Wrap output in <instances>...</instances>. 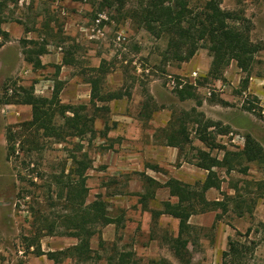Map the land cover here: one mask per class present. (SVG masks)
Wrapping results in <instances>:
<instances>
[{"label":"rangeland","instance_id":"rangeland-1","mask_svg":"<svg viewBox=\"0 0 264 264\" xmlns=\"http://www.w3.org/2000/svg\"><path fill=\"white\" fill-rule=\"evenodd\" d=\"M208 1L188 0L194 10H201ZM217 1L222 10L246 18L251 24V40L264 44V0ZM141 2L124 0L123 6H110L104 0H0V4H4L0 16L6 20L5 25L18 30L14 41L19 47L22 48L23 42H47L51 52L73 59V65L64 76L70 83L63 91L67 99L63 104H89L92 90L89 93L86 82L92 76L102 79L101 73L90 71L100 65L106 71L100 83V95L116 93L122 96L114 100L117 103L121 101L118 108L114 104L111 107V101L96 102L98 109L91 108L96 115L95 122L101 128L93 138H70L56 143L40 134L35 138L41 147L39 151L28 154L17 150L8 158L7 136L14 138L16 148L20 147L25 133L23 124L30 118L25 117L26 111L19 117L14 114L9 117L7 109L2 112L4 105L0 103V264H54L34 257L36 250L28 248V240L34 236L32 225L36 211L47 210L44 186L50 181L51 174L60 171L71 154H77L76 144H81L92 160L87 173L88 201L101 193L108 203L110 215L122 216L116 229L109 231L111 240L106 239L100 247L97 238L92 239L91 248L100 258L95 264H108L110 256L124 251L132 252L137 264H180L165 240L177 234L176 222L168 217L152 220L149 213L138 212L137 198L128 194L141 189L139 176L136 171L112 176L108 166L102 163L107 155L118 152L120 148L128 150L133 146L129 142L134 140H139L142 152L146 147L143 143L150 136L156 145L164 144L163 130L171 119L182 117L184 113L190 116L201 114L200 118L220 124L219 128H229L223 134L217 133L218 127L210 130L216 143L228 150L242 148L234 137L240 136L245 142L247 135L264 149V50L257 54L249 74L240 71L236 63L230 61L217 79L208 78L212 58L206 49H200L186 63H173L164 58L166 38H154L148 34L135 17ZM99 15H102L99 24L103 32L101 36L92 31ZM19 70L13 74L0 72V102L6 88L13 90L18 86L29 87L37 82L43 84L55 80L51 75L52 69H49L50 73L41 69L34 72L36 76L25 77H18ZM185 84L195 88L196 98L181 102L174 90ZM147 103L146 107L144 104ZM124 104V115L130 118L126 128L114 121ZM191 110L195 113H190ZM104 126L109 128L106 132L108 137L103 135ZM194 128L193 124H187L191 146L203 148L194 138ZM27 148L29 146L24 147L25 150ZM212 155L221 157L217 151ZM145 162L137 163L141 167ZM184 164L175 162L173 166L177 169L183 167L179 176L185 183L193 184L205 177L204 171ZM247 167L245 175L235 171L228 175L221 172L224 180L221 192L230 193L232 184L241 189L246 186L249 192H254L255 184L264 177V166L249 164ZM31 181L40 187L30 185ZM115 195L119 197L116 199ZM217 216L215 227L197 231L195 243L185 244L190 255L189 264H222V253L228 249L229 241L238 242L241 247L238 257L227 258L228 264H264V198L256 199L252 215L237 217L231 211L226 214L218 212ZM36 242L46 251L48 247L54 250L66 248L70 239L47 236ZM58 264L73 262L63 259Z\"/></svg>","mask_w":264,"mask_h":264},{"label":"trees","instance_id":"trees-1","mask_svg":"<svg viewBox=\"0 0 264 264\" xmlns=\"http://www.w3.org/2000/svg\"><path fill=\"white\" fill-rule=\"evenodd\" d=\"M104 1L110 6L124 4V0ZM3 6L4 4H0V12ZM219 6V1L209 0L201 10H194L190 7L188 0H142L135 17L148 34L154 38H166L163 55L167 61L186 63L200 49H206L212 58L208 78L217 79L230 61H234L240 71L249 74L257 54L264 50V44L251 40V24L246 18L238 13L224 11ZM4 23L6 20L0 16V47L8 41V34L2 30ZM46 45L47 42H23L22 51L25 61L31 63L34 69L41 68L38 57L47 53ZM73 63L71 57L63 56V65L72 66ZM90 71L101 73L102 79L105 78L106 71L101 65ZM102 79L100 76H92L87 80L86 83L92 90L89 104H61L59 93L62 82L60 81H56L50 98L34 96L32 87L19 88L12 95L3 96L1 104H20L31 107V119L23 124L25 133L22 134L20 147L16 148L14 138L7 136V158L18 151L28 154L39 151L41 147L35 138L40 134L42 138L56 143H63L70 138L82 139L87 136L93 138L96 134L94 129L96 115L94 111L91 112V108L95 107L96 102H109L122 97L121 94L116 93L101 96ZM246 87L247 81L244 82V88ZM174 94L181 102L196 98L195 88L188 84L175 88ZM97 96L98 99L95 100ZM144 105L147 107L148 103ZM247 111L250 109L248 108ZM190 113H195V110H191ZM195 116L184 113L182 117L171 119L163 130L164 146L177 148L180 157L186 153L184 162L206 171L207 175L202 182H196L193 185L169 178L164 187L169 190L171 197L176 198V202H162V210L151 211L153 219H158L164 214L178 219L177 237L169 238L167 241L180 264L190 263V255L185 244L187 242L194 244L197 231L200 230L187 223L190 216L216 209L221 214H226L230 210L237 217H243L245 214L252 215L256 199L264 198L263 178L255 184L254 192H249L246 186L241 189L237 184H232L229 188L234 191V195L229 196L221 192V200H206V191L211 188L221 190L224 182L221 172L228 175L235 171L245 175L249 164L264 166V149L259 142L247 135L242 148L236 151L228 150L216 143L214 134L210 131L219 128L220 124L200 118L201 114H195ZM188 123L195 126L194 138L203 145V148L191 146ZM104 130L103 135H106L107 127ZM217 131L223 134L227 133L229 128H219ZM28 138L34 140H27ZM76 145L77 154H71L62 164L60 171L51 174L50 181L44 186L47 193V210L46 212L36 211L35 222L32 225L35 231L34 236L28 240L30 241L28 248L35 246L36 254L41 255L43 253L40 251L39 243L35 244V240L46 236L76 239L77 244L74 246L63 251L46 253L47 258L54 264H58L63 259H69L73 264H95L100 258L92 250L91 240L94 237L100 239L101 230L105 226L114 223L119 225L121 222V219H114L110 215L108 203L101 194L96 195L92 202H87L89 193L87 173L92 167V160L86 151H83L81 144ZM25 146L29 148L25 150ZM213 151L220 153L221 157L212 155ZM142 178L146 192L138 196V203L145 208L149 201L155 199V190L162 186L147 176ZM30 185L40 187L32 181ZM248 194L253 196L250 198ZM99 241L101 247L104 242ZM240 247L238 242L229 241L228 249L222 254V264H228V257H238ZM107 263L137 264L134 254L129 251L110 256ZM162 263L166 262L162 261Z\"/></svg>","mask_w":264,"mask_h":264},{"label":"crops","instance_id":"crops-1","mask_svg":"<svg viewBox=\"0 0 264 264\" xmlns=\"http://www.w3.org/2000/svg\"><path fill=\"white\" fill-rule=\"evenodd\" d=\"M2 30L8 34L9 39L7 42H5L0 47V72L4 71L8 74L9 73L13 74L17 70L20 69L18 72V77H25L28 75L36 76L34 74V72L41 70V69L47 70L46 72L50 73L49 69H52L51 75L55 76V80H53V81L48 80L43 84L40 82L39 83L37 82L33 86H29V87L33 88V95L34 96L42 97V98H50V96L54 92L56 81H60V82H62V89L59 93L60 103L63 104L65 101H67L66 97L63 96V91L65 90L66 86H68V83H70V81L68 79H66L64 76H66L65 72L67 73L70 70L71 66L62 64V58H63L62 53L51 52V50H50L51 46L47 43V45L45 46L47 53L38 57V59L40 60V63H41V68L34 69L31 63H28L25 61V57H24L22 48L19 47L18 44L15 43V41H14V39H16V37H15L16 32H18V30H12V28H10L9 26H7L5 24L2 26ZM19 32H20V30H19ZM58 50H61V48H58ZM96 67H98V66H96ZM6 77L10 78L11 76H6ZM19 88H28V87L18 86L17 88H14L13 90L6 88L4 93L6 96L7 95L10 96L14 93L15 90L17 91ZM90 90H91V88L89 86V90H88L89 93H90ZM41 95H43V96H41ZM72 97H74V96H72ZM72 99H74V98H72ZM111 102L112 103L109 104L111 107H113V104H114V107L118 108L120 106L119 103L121 101H118V103H117L116 101L112 100ZM3 105L4 106L2 108V112L7 109V111L9 112V117H11V114H14V115L19 117L22 112L26 111L25 117L28 119L29 118L31 119V107L30 106L20 105V104H3ZM111 110H112V108H111ZM121 111L123 113H121ZM121 111H120V114L116 116L114 121L116 123L118 122V126L126 128L127 127L126 123L128 120H130V118L128 116L124 115V113L126 111L125 104L123 105V110H121ZM105 127L106 126H104V129H105ZM94 129L96 132L101 129L100 125H97V121L96 122L94 121ZM108 129L109 128H107V131H108ZM120 130H122V129H120ZM106 136L108 137L107 134H106ZM146 139H147V142L143 143L146 146L144 151L141 152V147H140L141 143L139 142V140L138 141L134 140L132 142H129L130 145H133V146L130 147L128 150L120 148L118 150V152H115V153L113 152L112 154L107 155L104 158V160H102V163L104 166H106V167L108 166L107 170L110 169L111 175L112 176L116 175V177L123 175L124 173H129V172L134 173L136 171V173L139 176L140 181H141V189L139 191H136V192H131L128 195L135 196L137 198V204L139 205L138 206L139 207L138 212H140V213L141 212H143V213L147 212L150 214L152 220H156V219L152 218V215H151L152 210H162V206H161L162 202H165V201H169L171 203L176 202V198L171 197L169 194V190L164 187V184L167 182V180L169 178H173V179H176L178 181L185 183L183 178L181 176H179V172H181V169H183V167L180 166V168L177 169L176 168L177 166H173V164L175 162L185 163L184 165L189 166L191 169H195L197 171H199L201 169L184 162L183 158H184V154H186V153H183V155H181V157H180V153H179V150L177 148L167 147V146H164V144H160V143L158 145H156L154 143L156 141L153 139L152 136L147 137ZM137 145H139V146H137ZM121 147H124V144ZM142 161H146V162L144 165H142L140 167L137 162L142 163ZM150 166H153L155 168H151ZM102 169H105V168H102ZM201 171H204V170H201ZM204 172L207 175V172L206 171H204ZM206 175H205V177H206ZM142 176H147V177L155 180L156 182H158L160 184V186H162V187H158L155 190V193H154L155 199L153 201L152 200L149 201L147 204V207H145V208L142 207V205L140 203H138V200H139L138 196L142 195L146 192L145 183L142 180L143 179ZM204 178L201 181H196V182H202L204 180ZM263 178L264 177L262 176V179ZM87 180H88V178H87ZM186 184H189V183H186ZM193 184H191V185H193ZM220 192H221V190H218L216 188H211L208 191H206L205 198L207 201H219L222 199V195H221L222 193H220ZM98 194H101V193H98ZM98 194H96V195H98ZM226 194L229 196H232V195H234V191L232 189H230V193H226ZM88 195H89V193H88ZM96 195H95L93 200H95ZM115 197L117 199V197H119V196L115 195ZM103 198H104V196H103ZM92 201H88V197H87L88 203L92 202ZM218 212H220V211L218 209H216V210L208 211L206 213L192 215L188 219L187 223L189 225L195 227V228L200 229V230L204 229L205 227L213 228L216 225V220L218 218V216H217ZM230 212H231L230 210L227 211V213H230ZM112 217L114 219H121L122 220V216H120L121 218H119V216H117V217L112 216ZM161 217H168L172 221L176 222L177 233H178V223H179L178 219H175V218L168 216V215H165V214L161 215L159 218H161ZM117 226H118L117 223L109 224V225L105 226L101 230L100 239L98 237H95V238H97L98 242H100L99 240H101L103 242H105L106 239L111 240V238L109 237V231L112 229L115 230ZM46 237H44V238H46ZM176 237H177V234L173 237H170V238H176ZM196 237H197V235H196ZM65 238H68V237H65ZM69 239H70V242H69L70 244L66 248L58 247L56 250H54L55 248L48 247L47 250L45 251L44 247L41 246V244L39 243L40 251L43 254L37 255L36 253H33V252L32 253H33L34 257L44 259V261L49 263V261H52V260H49L47 258L46 253L63 251L65 249H67L68 247H71V246H74L77 244L76 239H74V238H69ZM168 239L169 238H165L167 244H169L167 241ZM40 242H41V240H40ZM190 244L193 245L192 243H190ZM90 246H91V242H90ZM34 249L35 248H33V246L30 247V250H32V251ZM19 253H21V252H19Z\"/></svg>","mask_w":264,"mask_h":264},{"label":"built area","instance_id":"built-area-1","mask_svg":"<svg viewBox=\"0 0 264 264\" xmlns=\"http://www.w3.org/2000/svg\"><path fill=\"white\" fill-rule=\"evenodd\" d=\"M23 0H21L22 2ZM63 14V13H62ZM102 19V15H99L98 18L95 20V30L93 29L92 31H95V33L97 35H103V32L101 30V28H99V24L101 22ZM117 41H120V38H117ZM195 75V73L193 74ZM192 77H196V76H192ZM179 88H181V85L179 86ZM234 141L237 142V144L241 145V147H243V143H244V138L240 137V136H235L234 137Z\"/></svg>","mask_w":264,"mask_h":264}]
</instances>
